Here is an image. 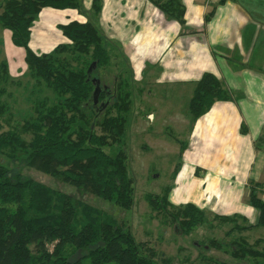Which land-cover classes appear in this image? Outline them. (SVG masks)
Returning a JSON list of instances; mask_svg holds the SVG:
<instances>
[{"label":"trees","instance_id":"trees-1","mask_svg":"<svg viewBox=\"0 0 264 264\" xmlns=\"http://www.w3.org/2000/svg\"><path fill=\"white\" fill-rule=\"evenodd\" d=\"M151 1L167 15L183 21L180 0ZM44 7L80 9L81 0L0 3V25L9 31L12 43L23 48L29 76L39 86L38 91L44 84L54 94L53 98L36 96L33 113L6 130L2 123L12 116L8 104L0 101V153L8 159V163L0 161V264H160L153 251H144V244L106 212L84 204L77 194L46 185L10 166L12 162L24 164L59 183L74 186L79 194L91 193L124 209L133 203V185L124 155L105 150L123 135L124 117L111 115L109 109H125L127 91L107 104L109 108L102 115L106 102L97 103L102 91L92 92L95 83L90 72L107 60L102 35L91 18L85 22L71 20L58 25L68 42L37 53L30 46L31 28ZM91 8L98 12L100 1L92 0ZM82 55L91 56V61L73 67ZM8 69V61L0 60L2 83L9 80ZM5 92L4 87L0 89V96ZM230 98L222 81L205 71L195 83L188 108L195 119L216 100ZM257 147L264 150V132ZM163 198L159 208L172 207V218L179 219L185 232L208 222L205 212L195 204L174 206ZM250 202L259 212L258 223L264 225V199L251 192ZM151 203L154 205V201ZM213 219L221 224L233 223L227 235L244 228L234 216L214 215ZM258 242L251 244L242 236L234 238L231 253L234 257H258L259 264H264V247L257 248ZM72 254H77L73 260ZM199 264L230 263L206 258Z\"/></svg>","mask_w":264,"mask_h":264},{"label":"crops","instance_id":"crops-1","mask_svg":"<svg viewBox=\"0 0 264 264\" xmlns=\"http://www.w3.org/2000/svg\"><path fill=\"white\" fill-rule=\"evenodd\" d=\"M99 1L95 13L92 0H81L80 9L42 8L30 46L49 52L68 41L59 24L91 18L107 45L126 49L133 73L143 77L155 67L153 77L168 94L161 132L169 127L165 134H177L181 147L167 200L193 203L212 218L234 216L242 230L264 227L250 202L251 192L264 199V150L257 147L264 132V0H180L182 22L151 0ZM205 71L222 81L231 98L216 100L194 119L188 102ZM174 94L184 96L180 110ZM174 106L177 117L170 112ZM242 237L264 247V233L253 242Z\"/></svg>","mask_w":264,"mask_h":264},{"label":"rangeland","instance_id":"rangeland-1","mask_svg":"<svg viewBox=\"0 0 264 264\" xmlns=\"http://www.w3.org/2000/svg\"><path fill=\"white\" fill-rule=\"evenodd\" d=\"M66 42L68 41L64 40L60 43ZM31 47L35 52L42 53L33 45ZM104 47L107 60L92 69L90 78L94 81L95 88L98 87L99 91H102L103 96L98 98L97 103L100 105L106 102L100 115L109 108L107 104H113L121 92L127 91L126 108L119 111L116 107L109 109L111 115L119 114L124 117L123 135L117 143L106 146L105 150L110 154L119 151L124 155L126 171L133 185L131 206L124 209L114 201L91 193L79 194L74 186L59 183L49 175L25 167L24 164H13L12 162L10 166L46 185L77 194L84 204L106 212L122 224L123 229L128 230L137 242L144 244V251L148 252V249L153 251L160 264H164L162 261L168 264H199L206 258L217 262L226 261L230 264H259L260 258L258 257L256 259L234 257L231 251L234 238L246 235L248 239L251 237L250 241L253 242L256 236L264 233V227L257 226L250 231L249 229L233 230L227 235L226 231L230 229V224H221L207 213L208 222L195 227L190 232H185L179 219L172 218L171 215L175 212L172 207L159 208V202L163 201V197L165 196V200L168 197L171 188L169 184L177 174L173 165L178 160L177 151L180 147V143L174 139L177 134L168 136L165 134L169 127L161 132L163 107L167 104L165 100V96H168L167 91L164 92L162 85L153 77L157 71L155 67L148 68L146 74L141 77L139 71L136 70L133 73L125 54L126 49L107 45L106 42H104ZM2 59L8 61L9 80L7 83L0 81V89L4 87L6 90L0 96V101L8 104L12 116L9 121L4 120L2 123L3 130H6L21 123L23 118L33 113V100L36 96L46 95L53 98L54 94L44 84L43 90L38 91L39 86L29 76L23 48L14 45L9 31L0 27V60ZM89 61H91V56L82 55L79 61L73 62V67H80ZM168 92L173 93V91ZM172 97L175 101L178 100L179 110L182 106H186L184 96L181 95L177 99V95L174 94ZM169 104L173 102L169 101ZM179 110L174 106L170 112L172 116L177 117ZM152 119L154 122L150 125ZM170 132L172 131H168ZM0 161L8 163V159L1 153ZM151 201H154V205ZM219 241L223 244L221 245ZM51 244V241L48 242L49 246ZM260 246L258 242L256 247L260 248ZM76 257L77 254H72L70 258L73 260ZM86 263L88 264V261Z\"/></svg>","mask_w":264,"mask_h":264},{"label":"water","instance_id":"water-1","mask_svg":"<svg viewBox=\"0 0 264 264\" xmlns=\"http://www.w3.org/2000/svg\"><path fill=\"white\" fill-rule=\"evenodd\" d=\"M90 69H91V68H89V70H90ZM98 90H99V88H98V87H97V88H95V89H94V94H95V93H97V91H98ZM105 106H106V104H105V105H103V108H104Z\"/></svg>","mask_w":264,"mask_h":264}]
</instances>
